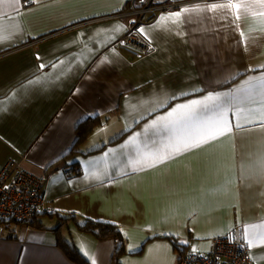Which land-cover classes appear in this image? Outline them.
Instances as JSON below:
<instances>
[{
  "label": "crops",
  "instance_id": "obj_1",
  "mask_svg": "<svg viewBox=\"0 0 264 264\" xmlns=\"http://www.w3.org/2000/svg\"><path fill=\"white\" fill-rule=\"evenodd\" d=\"M244 2L253 0L0 2L7 30L0 43V166L13 160L41 178L45 199L37 216L44 229L11 221L0 225V264H76L60 241L87 264L81 244L96 264H177L175 245L187 253L193 247L209 253L217 236H235L246 246L243 228L264 224V129L246 125L126 175L130 150L120 148L175 104L230 92L264 73V18L249 13L236 20L232 9L226 19L224 11L204 10L177 24L157 25L162 14L182 7ZM147 4L167 6L145 12L137 26L145 29L148 39L138 33L154 52L138 56L112 47ZM115 25L128 31L114 33ZM230 73H236L234 79L227 78ZM162 92L176 99L155 107ZM88 119L95 124L75 146L76 129ZM110 148L116 152L105 156ZM85 220L115 225L123 241L82 232L77 224ZM248 255L253 264H264V244L257 242Z\"/></svg>",
  "mask_w": 264,
  "mask_h": 264
},
{
  "label": "snow or ice",
  "instance_id": "obj_2",
  "mask_svg": "<svg viewBox=\"0 0 264 264\" xmlns=\"http://www.w3.org/2000/svg\"><path fill=\"white\" fill-rule=\"evenodd\" d=\"M2 2V0H0ZM20 0H13L14 4H19ZM264 9V0H253V2L244 3H220L211 4L207 9H201L199 6L182 7L178 11L168 14H162L157 19V25L162 22L164 24H177L182 17L191 12L198 11H224L228 16H231V10L235 9V19L239 20L242 15L251 13L254 17L259 16L264 18V10L257 11L256 9ZM133 23H135L133 21ZM264 23V19L261 20ZM264 30V29H262ZM7 30L0 22V43L4 40V33ZM114 33L128 31L123 25H115L112 29ZM141 35L148 39L147 33L143 27L137 29ZM241 36L244 33L241 32ZM123 42V41H121ZM63 64V61H60ZM58 65H53L57 67ZM41 68L45 65L41 64ZM261 67H264L262 65ZM253 71L254 69H249ZM236 73H230V79H234ZM29 83H34L30 81ZM187 92H182L180 95H188ZM155 100V107H162L168 100L176 99V95L165 96L162 92ZM231 114L232 119H229ZM243 121V123H242ZM246 125L258 126L264 129V73L257 76H249L242 81L240 85L230 92H208L206 95L198 99H190L184 103H177L172 106L165 114L157 115L154 119L145 124L143 132L133 133L120 146L121 149H129L126 157L125 172L142 171L147 168H154L166 161L171 160L183 153L198 149L220 137H224L235 130L244 129ZM103 131V129H101ZM143 136V139L141 137ZM116 152V149H108L104 153L108 156ZM261 174L264 175V160L260 162ZM95 179H101V176L93 173ZM236 239L235 236L230 237ZM248 249L258 242L264 244V224H255L245 226L243 235L240 237ZM182 244L187 241H180ZM80 251L87 257L91 264H96V258L89 255L85 245L81 244ZM129 251H133L130 247ZM193 253H197L196 247L192 248Z\"/></svg>",
  "mask_w": 264,
  "mask_h": 264
},
{
  "label": "built area",
  "instance_id": "obj_3",
  "mask_svg": "<svg viewBox=\"0 0 264 264\" xmlns=\"http://www.w3.org/2000/svg\"><path fill=\"white\" fill-rule=\"evenodd\" d=\"M215 1V0H202ZM134 1L130 3L133 8ZM167 6L152 7L149 4L141 10L140 17L129 31L119 38L112 47L147 56L154 52L153 45L145 40L137 30L145 12L154 14ZM123 41V42H121ZM43 180L23 169L16 161L10 160L0 166V223L15 222L29 225L45 209ZM177 264H253L247 247L227 236L213 239V249L209 253L185 252L178 257Z\"/></svg>",
  "mask_w": 264,
  "mask_h": 264
},
{
  "label": "trees",
  "instance_id": "obj_4",
  "mask_svg": "<svg viewBox=\"0 0 264 264\" xmlns=\"http://www.w3.org/2000/svg\"><path fill=\"white\" fill-rule=\"evenodd\" d=\"M95 124V121L92 119L85 120L81 122L76 131H77V140L74 144L75 146L80 143L90 132L93 125ZM38 216V215H37ZM37 216L33 223L29 224L31 228L35 229H44L43 225L39 222H37ZM72 219V217L66 218V220ZM2 223H0L1 225ZM61 226V224L59 225ZM58 226V227H59ZM57 227V229H58ZM77 227L82 232L91 233L96 239L98 240H104L113 238L114 240L123 241L122 235L119 231V229L109 223H103V222H97L92 220H85L82 223H78ZM56 229V230H57ZM166 238H169L173 241L172 237L165 236ZM63 252L76 264H87V261L76 251V249L66 242H59L58 243ZM175 248L177 249L179 255L184 253L185 248L183 246L175 245ZM122 243L120 244L118 250L116 251V256H119V254L122 253ZM117 262V261H116Z\"/></svg>",
  "mask_w": 264,
  "mask_h": 264
},
{
  "label": "rangeland",
  "instance_id": "obj_5",
  "mask_svg": "<svg viewBox=\"0 0 264 264\" xmlns=\"http://www.w3.org/2000/svg\"><path fill=\"white\" fill-rule=\"evenodd\" d=\"M11 223L14 225L15 222H11ZM65 237H66V240H67L68 242H71L70 237H68L67 234L65 235Z\"/></svg>",
  "mask_w": 264,
  "mask_h": 264
}]
</instances>
